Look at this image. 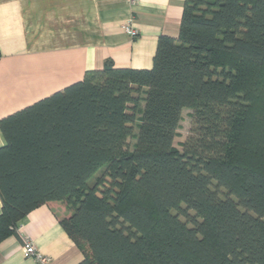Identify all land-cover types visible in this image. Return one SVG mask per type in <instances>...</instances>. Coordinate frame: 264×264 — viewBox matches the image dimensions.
<instances>
[{"label":"trees","instance_id":"trees-1","mask_svg":"<svg viewBox=\"0 0 264 264\" xmlns=\"http://www.w3.org/2000/svg\"><path fill=\"white\" fill-rule=\"evenodd\" d=\"M0 131V242L48 206L80 264H264V0H185L150 69L106 61Z\"/></svg>","mask_w":264,"mask_h":264},{"label":"crops","instance_id":"crops-1","mask_svg":"<svg viewBox=\"0 0 264 264\" xmlns=\"http://www.w3.org/2000/svg\"><path fill=\"white\" fill-rule=\"evenodd\" d=\"M185 0H0V119L100 70L150 69L160 37L177 38ZM128 22L138 32H124ZM5 145L0 131V148ZM1 212V202H0ZM30 240L52 264H80L82 254L48 206L0 242V264L24 258Z\"/></svg>","mask_w":264,"mask_h":264},{"label":"built area","instance_id":"built-area-1","mask_svg":"<svg viewBox=\"0 0 264 264\" xmlns=\"http://www.w3.org/2000/svg\"><path fill=\"white\" fill-rule=\"evenodd\" d=\"M124 32L131 39L138 35L130 22L124 25ZM21 251L24 258H31L35 264H52L51 258L38 251L30 240H24Z\"/></svg>","mask_w":264,"mask_h":264},{"label":"rangeland","instance_id":"rangeland-1","mask_svg":"<svg viewBox=\"0 0 264 264\" xmlns=\"http://www.w3.org/2000/svg\"><path fill=\"white\" fill-rule=\"evenodd\" d=\"M190 110L188 109H184L181 112V120L179 122V128L177 129V134L173 140V146L178 149L179 151L182 150V145L186 142L187 138L190 136V131L192 128V123H191V118L189 116L190 114ZM134 133H137V129H134ZM129 146L131 147V145L134 143V140H128ZM190 215H193L192 212H188ZM181 218L183 220H185V218L183 216H181Z\"/></svg>","mask_w":264,"mask_h":264}]
</instances>
